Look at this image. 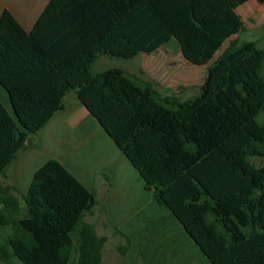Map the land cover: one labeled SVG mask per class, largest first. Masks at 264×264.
Segmentation results:
<instances>
[{"label": "trees", "instance_id": "16d2710c", "mask_svg": "<svg viewBox=\"0 0 264 264\" xmlns=\"http://www.w3.org/2000/svg\"><path fill=\"white\" fill-rule=\"evenodd\" d=\"M249 0H49L30 31L0 16V175L73 92L181 225L201 218L227 251L264 237V49L231 41ZM173 45L206 66L200 94L179 102L117 69L93 75L100 55L132 59ZM0 184L2 264H101L106 241L84 217L96 205L55 159L22 195Z\"/></svg>", "mask_w": 264, "mask_h": 264}, {"label": "rangeland", "instance_id": "374dc122", "mask_svg": "<svg viewBox=\"0 0 264 264\" xmlns=\"http://www.w3.org/2000/svg\"><path fill=\"white\" fill-rule=\"evenodd\" d=\"M236 13L243 22L244 30L227 40L212 61L228 47L231 41H237L239 44L255 42L258 48L264 49V0H249L237 8ZM212 61L206 66L191 65L183 60L180 51L175 46L168 45L160 48L152 55L141 53L132 59L100 55L91 67V73L97 75L110 69L121 70L150 83L161 97H176L179 102H185L200 94V87ZM73 97V92L65 96L63 102L65 109L59 112L46 128L38 134L29 136L28 142L31 145L26 143L20 154H18V158L14 160V166L7 170L3 176H0L1 185H12L16 188V191H12V194L18 200L22 214H24L22 195L26 193L35 170L47 160L60 157L67 159L68 171L87 188H91L95 180L94 167L90 162L93 161V158L101 157L105 163L111 164L112 167L118 170V176H122L124 188L122 187L123 189L119 191V201H132L138 195L143 198L150 196L148 193H144L145 196H142V191L136 179L141 181L142 184L144 183L143 180L114 143L106 136L94 118L90 117L86 122L90 125L89 137L83 140L84 142L79 141L80 146L71 145L72 148L75 147L77 152L71 153L69 151V144L73 140L63 141L55 135L52 139L48 127L55 121L58 122V117L63 120L58 123L61 127L67 122L82 120L79 111H82V109L84 111V108L77 100L73 102ZM75 104L78 105L76 108L73 107ZM57 143H62V145ZM249 161L259 171L255 184L260 186L264 178V158L255 157L250 158ZM19 168L21 174L20 184L18 185L13 180L16 178L14 174L19 171ZM126 169H131L133 174L126 173ZM9 233V227H0V242L6 240ZM239 250L241 253L236 262L231 257L225 258L224 261L229 264H264V237L257 236L249 240ZM216 251L217 253L219 251L223 252L225 249L218 245ZM0 264L2 263L0 262Z\"/></svg>", "mask_w": 264, "mask_h": 264}, {"label": "crops", "instance_id": "0c3cea01", "mask_svg": "<svg viewBox=\"0 0 264 264\" xmlns=\"http://www.w3.org/2000/svg\"><path fill=\"white\" fill-rule=\"evenodd\" d=\"M48 2L49 0H0V16L5 9L9 10L23 29L30 31ZM73 96L75 102L77 99L74 93ZM78 103L83 107L79 101ZM63 106L64 110L65 104ZM76 106L78 105H73L74 108ZM79 113L82 120L67 122L62 128L58 123L63 120L58 117V122L55 121L48 127L52 139L55 135L63 141L73 140L69 144L71 153L77 152L71 145L80 146L79 141L86 140L90 135V125L86 122L91 116L85 108ZM27 145H31L30 142ZM55 160L68 168L66 158ZM121 163L124 165L123 161ZM14 164L13 161L7 170ZM90 164L94 167L95 176L92 187L87 188L80 183L95 194L96 205L85 215L84 221L94 227L99 238L106 239L102 248L101 264H229L224 261L227 257L236 262L241 246L232 251L217 253L220 243L203 219L195 218L186 226H181L162 205L154 201L153 191H147L144 183L138 179L136 181L142 196H145L144 193L150 196L143 198L138 195L132 201H119V191L124 188V183L122 176H118V170L105 163L101 157L93 158ZM18 170L14 174L16 178L13 182L19 185L21 171L20 168ZM125 172L133 174L131 169H126ZM10 187L16 191L14 186Z\"/></svg>", "mask_w": 264, "mask_h": 264}]
</instances>
